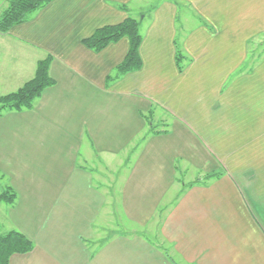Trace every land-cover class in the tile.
Listing matches in <instances>:
<instances>
[{"label":"crops","instance_id":"obj_1","mask_svg":"<svg viewBox=\"0 0 264 264\" xmlns=\"http://www.w3.org/2000/svg\"><path fill=\"white\" fill-rule=\"evenodd\" d=\"M129 17L143 65L109 79L129 40L83 39ZM0 35V96L49 55L55 80L31 110L0 114L6 232L34 243L10 264H264V58L248 62L264 0H52ZM113 199L147 234L110 230L93 248Z\"/></svg>","mask_w":264,"mask_h":264},{"label":"trees","instance_id":"obj_2","mask_svg":"<svg viewBox=\"0 0 264 264\" xmlns=\"http://www.w3.org/2000/svg\"><path fill=\"white\" fill-rule=\"evenodd\" d=\"M52 0H7L6 9L0 13V33L9 34L15 26L21 25L37 11L46 7ZM129 40V51L124 61L117 66L113 76L109 79H118L122 76L138 71L143 62L140 48L143 42L141 33V20L127 18L122 23L105 25L98 28L94 34L83 39V44L95 51L101 52L111 44L122 39ZM178 56L179 70L182 71L184 56ZM52 56L38 61L34 77L27 81L17 91L0 96V114L15 111L31 110L43 92L55 85V80L50 76ZM166 132V131H164ZM151 133H161L151 128ZM210 176L209 178L216 177ZM16 200V192L8 187L0 193V201L12 205ZM34 249V243L17 230L3 232L0 226V264H10V259L15 254H27Z\"/></svg>","mask_w":264,"mask_h":264},{"label":"rangeland","instance_id":"obj_3","mask_svg":"<svg viewBox=\"0 0 264 264\" xmlns=\"http://www.w3.org/2000/svg\"><path fill=\"white\" fill-rule=\"evenodd\" d=\"M7 5H8V3L6 2V0H0V13H2L6 9ZM188 20H189V24L192 25L190 20H193V18L189 17ZM1 49L2 50H1V54H0V59H3V56H4L3 50L4 49H3V47H1ZM260 57L264 58V35L258 36L256 39L253 40V44L250 45L248 62L249 63L253 62L254 59L256 60L257 58H260ZM245 69H246V66L241 68L239 73L240 72L243 73V71ZM0 84L2 87L3 82L0 81ZM103 164L104 163H98V166H99L98 168H99V171H101L103 174H106L105 173L106 169L104 168L105 166ZM90 165H92V163ZM106 172H108V171H106ZM219 172H221V171H219ZM115 173L116 172H113V173L108 172L109 175L107 174V176H106L108 182L110 179H113L115 177ZM194 173H195V170H194ZM208 175L209 174H206L205 176H208ZM213 175H215V173ZM178 176L180 178L184 177L182 173H179ZM8 180H9L8 177H5L4 181L2 179H0V193L2 191H5L8 188V186H6V185H10ZM113 197L115 199V196H113ZM114 199L110 203L112 205V206H110L111 210L109 211L108 206H107L106 211L102 212V214L100 215V217H99V219L95 225L96 226L95 227V237L92 239L93 244H91L93 248L95 246L94 242L99 243L97 241H99L101 239L102 240L107 239V237L110 235L109 233L113 234V232L110 230H114V231L118 230L119 234L126 233V232L132 233L135 231H137L141 234L142 233L147 234L146 230L144 231L143 228L137 229L138 227L135 224L130 223V221H128L125 218V214H124L123 210L119 209L120 205H115L116 202H114ZM6 206L7 205L4 202L0 201V226H1V229L3 232H6L10 226V224H8L9 222H8V217H7V216H9V212H8V209ZM7 213H8V215H7ZM108 213H110L112 216H110ZM111 223H112V225H111ZM159 229L160 228H158V231H159ZM114 235H112V236H114ZM157 240H158V242H161V244L163 243V245L167 246V244L163 240H161V238H159Z\"/></svg>","mask_w":264,"mask_h":264}]
</instances>
